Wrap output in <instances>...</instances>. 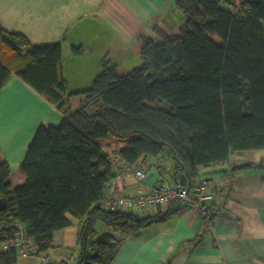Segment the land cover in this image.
Masks as SVG:
<instances>
[{
  "label": "trees",
  "instance_id": "trees-1",
  "mask_svg": "<svg viewBox=\"0 0 264 264\" xmlns=\"http://www.w3.org/2000/svg\"><path fill=\"white\" fill-rule=\"evenodd\" d=\"M241 4L233 14L228 0H176L183 16L174 28L138 35L140 66L123 72L103 60L90 85L73 91L60 42L32 43L0 25V91L14 75L61 115L36 127L19 165L22 183H12L0 160V264H17L20 231L44 255L69 216L78 220L76 264H109L123 237L164 220L171 212L106 206L109 196L135 194H109L114 155L134 169L170 158L172 180L184 174L191 186L199 166L264 149V0ZM97 222L105 231L97 232Z\"/></svg>",
  "mask_w": 264,
  "mask_h": 264
},
{
  "label": "crops",
  "instance_id": "crops-1",
  "mask_svg": "<svg viewBox=\"0 0 264 264\" xmlns=\"http://www.w3.org/2000/svg\"><path fill=\"white\" fill-rule=\"evenodd\" d=\"M182 16L176 0H0L4 29L36 44L60 42L64 60L73 55L94 65L84 78L80 70L70 72L63 61L62 74L72 91L88 87L103 60L116 62L123 72L140 66L138 35L153 34L155 25L175 27ZM73 46H82V52L73 54ZM60 119L51 104L16 76L8 78L0 92V160L7 161L13 184L24 180L19 165L36 127ZM154 161L146 160L148 166ZM164 165L172 180L173 161L164 157ZM197 173L194 180H205L208 189L219 192L211 203L213 218L171 202L160 210L171 212L164 220L123 237L109 264H264V149L235 152L225 163L199 166ZM158 180L156 172L140 182L115 178L109 194L129 195ZM173 203L175 212L167 211ZM68 218L70 225L54 233L53 247L18 264H55L75 255L78 220ZM96 229L100 233L106 227Z\"/></svg>",
  "mask_w": 264,
  "mask_h": 264
},
{
  "label": "built area",
  "instance_id": "built-area-1",
  "mask_svg": "<svg viewBox=\"0 0 264 264\" xmlns=\"http://www.w3.org/2000/svg\"><path fill=\"white\" fill-rule=\"evenodd\" d=\"M228 6L233 14L239 13L242 8L241 0H228ZM163 163L164 157L161 156L155 159L150 169H146V165L134 169L126 166L118 155L111 157L110 165L116 171V178L130 177L143 181L149 174L156 172L159 175V180L148 185V187L138 188L137 194L135 193L132 196H109L105 202L106 206L110 209H123L135 213L157 215L165 205L178 202L182 206L193 208L206 218L212 216L214 212L205 207V203H210L213 199L212 193L204 190L205 187L207 188V182L201 180L189 186L181 185L179 181L167 180ZM13 245L20 256L31 254L37 248L36 243L31 238L26 237L23 231L17 234ZM76 262L77 255L73 254L55 264H76Z\"/></svg>",
  "mask_w": 264,
  "mask_h": 264
},
{
  "label": "rangeland",
  "instance_id": "rangeland-1",
  "mask_svg": "<svg viewBox=\"0 0 264 264\" xmlns=\"http://www.w3.org/2000/svg\"><path fill=\"white\" fill-rule=\"evenodd\" d=\"M227 7V9L231 12V10H230V8H229V6L227 5L226 6ZM232 13V12H231ZM172 28H174V26L172 27ZM119 52L120 51H118V53H116L115 51H114V55H118L119 54ZM64 61V65L67 67V69L71 72V69H72V71L74 72V73H76L78 70H80L81 72H82V74H83V76H84V78L86 77V78H88V74H89V69H92L93 68V64L92 63H86V62H84V63H81V62H79V60L76 58V57H74L73 55H66V59L64 60V58H63V60H62V62ZM115 63V65H116V62H114ZM142 64V63H141ZM117 66V65H116ZM93 74V73H92ZM96 75V73H94V75L93 76H95ZM92 77V76H91ZM69 90V89H68ZM1 92V91H0ZM164 163H163V168H164ZM207 182V181H206ZM204 190H207V191H210L211 193H212V196H213V198L216 196V195H218L219 194V192H217V191H214V190H212L211 191V189H208V188H204ZM177 205V204H176ZM183 207H186V206H183ZM186 208H188V207H186ZM200 214V213H199ZM202 215V214H201ZM215 215V212L212 214V216H210V217H208V218H206L204 215V217L206 218V219H208V220H210V219H212L213 218V216ZM101 223L99 222V224H97V226H98V228L100 229V227H101ZM5 245H0V248H3ZM37 250H38V248H36V250H34L33 251V253H31V254H27V255H23V256H20V255H18L17 254V264H18V262L20 263V262H22V261H24L25 259H28V258H33V257H35L36 256V254L35 253H37ZM33 255H35V256H33ZM75 255H76V253H75ZM33 256V257H32ZM37 258H39V257H37Z\"/></svg>",
  "mask_w": 264,
  "mask_h": 264
},
{
  "label": "water",
  "instance_id": "water-1",
  "mask_svg": "<svg viewBox=\"0 0 264 264\" xmlns=\"http://www.w3.org/2000/svg\"><path fill=\"white\" fill-rule=\"evenodd\" d=\"M177 181H179V183L181 184V185H187V181H186V178H185V175L184 174H181L179 177H178V180Z\"/></svg>",
  "mask_w": 264,
  "mask_h": 264
},
{
  "label": "bare ground",
  "instance_id": "bare-ground-1",
  "mask_svg": "<svg viewBox=\"0 0 264 264\" xmlns=\"http://www.w3.org/2000/svg\"><path fill=\"white\" fill-rule=\"evenodd\" d=\"M29 40V39H28Z\"/></svg>",
  "mask_w": 264,
  "mask_h": 264
}]
</instances>
